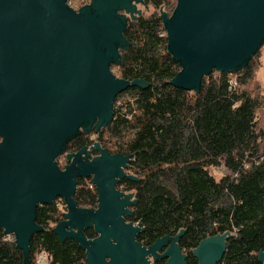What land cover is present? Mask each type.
I'll use <instances>...</instances> for the list:
<instances>
[{"label":"water","instance_id":"1","mask_svg":"<svg viewBox=\"0 0 264 264\" xmlns=\"http://www.w3.org/2000/svg\"><path fill=\"white\" fill-rule=\"evenodd\" d=\"M143 0H90L77 10L66 0H0V230L12 237L22 264H32L29 244L43 229L35 224L38 206L61 199L65 212L52 233L74 241L86 264H185L179 247L184 231L145 247L142 229L126 221L136 205L133 193L116 186L131 156L111 155L94 142L56 160L79 132L92 134L113 118L118 96L149 84L116 78L128 47L123 34L140 16ZM167 53L180 72L169 82L197 93L212 72L233 75L264 43V0H176L171 14L159 10ZM96 155L91 157V152ZM91 179L96 207L78 208V179ZM91 229L93 239L84 231ZM230 234L199 242L191 251L197 264H218ZM264 264V252L257 256Z\"/></svg>","mask_w":264,"mask_h":264},{"label":"trees","instance_id":"2","mask_svg":"<svg viewBox=\"0 0 264 264\" xmlns=\"http://www.w3.org/2000/svg\"><path fill=\"white\" fill-rule=\"evenodd\" d=\"M81 1L74 8L66 0L73 10L89 0ZM143 1L168 14L176 4V0ZM123 37L128 47L120 52L121 64L111 65L112 73L116 69L118 79H139L149 87L129 89L120 103L118 96L111 123L92 131L95 141L79 132L66 143L64 153L97 142L111 155L131 156L127 174L137 181L124 179L118 186L134 195L136 205L126 221L142 229L136 238L142 246L183 230L179 247L186 255L185 264H197L191 251L199 242L228 232L218 264H261L257 256L264 252V131L258 128L256 99L241 89L252 78L251 60L259 52L233 75L212 72L193 93L169 84L180 65L167 53L159 14L128 22ZM212 170L221 172L219 178ZM84 183L77 180L73 199L78 208H95V189ZM59 206L64 210L61 199L35 210V224L43 231L31 238L32 264L41 253L47 257L46 264H86L78 244L61 243L51 231L62 219ZM84 234L95 237L91 229ZM0 264H22L21 252L1 230Z\"/></svg>","mask_w":264,"mask_h":264},{"label":"rangeland","instance_id":"3","mask_svg":"<svg viewBox=\"0 0 264 264\" xmlns=\"http://www.w3.org/2000/svg\"><path fill=\"white\" fill-rule=\"evenodd\" d=\"M70 1H71V4L74 6V8H76L77 6L81 5V2H82L81 0H70ZM89 1H88V3H89ZM137 10L140 11V16L139 17H144V18H147V17H149L152 14H159V10H157V9L151 7V6H148V8L145 9L143 6L138 5L137 6ZM258 52L259 53H257V56L255 55L254 58L251 60L252 64H253V75H252V78L241 89L245 90L250 95L251 98L256 99L258 107L256 108L255 113H256L258 128L260 130L264 131V43L261 46V48L258 50ZM115 70L116 69H114V74L113 75L116 78H118L119 77V73H117ZM231 78L234 79L233 76ZM232 81H234V80H232ZM126 98H127V95H125V96L121 95L118 98V102L120 103ZM89 138L92 141H95V139H96L95 135H93V134H90ZM66 154H69V153H63L58 158V163H59L61 168L62 167L64 168V166H65V155ZM212 173H213V175L216 178H219V176L221 175V172L219 170H212ZM84 181H85L84 184L89 189H93L94 188V186L91 183V179L90 178L89 179H84ZM125 193L127 194V193H130V192H125ZM59 209L61 210L62 214L65 212V208L63 210L62 206H59ZM10 239L13 240L12 237H10ZM40 264H46V263L45 262H41Z\"/></svg>","mask_w":264,"mask_h":264},{"label":"built area","instance_id":"4","mask_svg":"<svg viewBox=\"0 0 264 264\" xmlns=\"http://www.w3.org/2000/svg\"><path fill=\"white\" fill-rule=\"evenodd\" d=\"M67 5L69 6V3H67ZM231 84H232L233 87L235 86V83L233 81H231ZM6 239L8 241H11L10 237H6ZM46 260H47L46 255L41 253L35 258V264H40L41 262H46Z\"/></svg>","mask_w":264,"mask_h":264},{"label":"flooded vegetation","instance_id":"5","mask_svg":"<svg viewBox=\"0 0 264 264\" xmlns=\"http://www.w3.org/2000/svg\"><path fill=\"white\" fill-rule=\"evenodd\" d=\"M82 149V148H81ZM78 152V151H77ZM96 155V153L95 152H91V157H94ZM123 181V180H122ZM121 181V182H122ZM116 190H118V191H120V192H122V193H125L124 191H122V189H121V187H119L118 185L116 186ZM93 209V208H92Z\"/></svg>","mask_w":264,"mask_h":264}]
</instances>
